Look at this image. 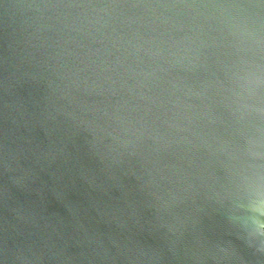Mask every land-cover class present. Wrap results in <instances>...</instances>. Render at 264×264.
Wrapping results in <instances>:
<instances>
[{
	"label": "water",
	"instance_id": "obj_1",
	"mask_svg": "<svg viewBox=\"0 0 264 264\" xmlns=\"http://www.w3.org/2000/svg\"><path fill=\"white\" fill-rule=\"evenodd\" d=\"M0 264H264V0H0Z\"/></svg>",
	"mask_w": 264,
	"mask_h": 264
}]
</instances>
